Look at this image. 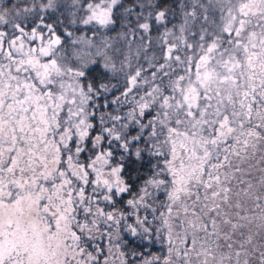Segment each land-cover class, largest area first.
Wrapping results in <instances>:
<instances>
[{"label": "snow or ice", "instance_id": "snow-or-ice-1", "mask_svg": "<svg viewBox=\"0 0 264 264\" xmlns=\"http://www.w3.org/2000/svg\"><path fill=\"white\" fill-rule=\"evenodd\" d=\"M0 264H264V0H0Z\"/></svg>", "mask_w": 264, "mask_h": 264}]
</instances>
